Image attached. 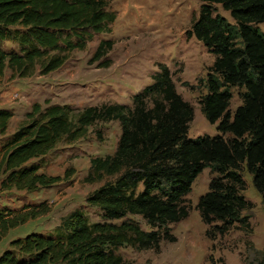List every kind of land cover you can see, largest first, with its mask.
Masks as SVG:
<instances>
[{
  "label": "trees",
  "instance_id": "16d2710c",
  "mask_svg": "<svg viewBox=\"0 0 264 264\" xmlns=\"http://www.w3.org/2000/svg\"><path fill=\"white\" fill-rule=\"evenodd\" d=\"M111 1L0 0V77L7 68L21 77L30 75L39 62L44 74L59 69L68 52L83 49L94 33L111 31L117 17L109 9ZM201 1L190 34L216 56L201 102L208 121H219V134L189 136L194 108L177 91L165 64L155 83L134 96L133 106H89L74 121L68 105L35 104L29 121L0 143V192H35L62 181L60 175L40 172L33 161L63 140L83 137L98 121L117 120L122 133L114 154L91 158L85 180L116 178L88 197L103 212L102 221L92 222L75 210L62 220L60 234L32 232L13 239L0 264H129L119 248L159 251L163 239L177 240L169 225L189 217L186 197L207 167L218 174L197 203L202 221L212 226L207 236L214 239L238 225L251 231L254 203L243 193L245 168L264 204V31L259 26L264 23V0ZM217 4L235 23L216 13ZM6 41L17 43L20 51L5 50ZM114 44L110 38L100 40L91 62L109 67L106 56ZM232 87L245 89L243 104L233 114ZM13 114L0 108L1 135L7 133ZM49 211L45 203L0 209V242L10 230ZM129 215L142 216L151 230L125 220ZM252 264H264V249L256 252Z\"/></svg>",
  "mask_w": 264,
  "mask_h": 264
},
{
  "label": "rangeland",
  "instance_id": "374dc122",
  "mask_svg": "<svg viewBox=\"0 0 264 264\" xmlns=\"http://www.w3.org/2000/svg\"><path fill=\"white\" fill-rule=\"evenodd\" d=\"M201 0H112L109 9L117 17L110 25L111 31L94 33L83 49L68 52V59L57 70L42 73L41 62L30 75L21 77L10 68L0 77V108L11 110L13 118L0 143L26 124L28 113L35 104L43 108L49 104L68 105L72 118L89 106L105 103L134 105V96L155 83V75L162 71L161 65L169 67L177 91L194 108L189 136L219 134L218 125L210 123L202 112V98L208 93L205 80L215 61V54L190 34L193 22L199 17ZM216 13L235 20L222 5H216ZM260 28L264 31V23ZM113 39L114 47L106 56L109 67H101L100 61L91 62L102 39ZM5 50L19 52L17 43L6 41ZM53 53V52H52ZM230 111L233 114L243 104L244 88L232 87ZM49 102V104H48ZM122 130L119 121H98L88 127V132L76 141L63 140L43 158L33 162L40 172L60 175L62 181L35 192H0V209H20L24 205L50 206L49 213L29 220L9 231L0 242V255L10 247V242L36 232L57 235L62 232V220L75 210H80L92 222L102 221L103 212L88 202V197L116 176H105L93 183L85 180L93 157L112 155L116 152ZM229 134L224 135L228 138ZM67 173H70L65 177ZM211 168H205L194 180L187 195L191 206L186 219L169 225L175 242L163 239L160 250H142L127 246L118 253L129 264H252L256 252L264 249V204L261 193L255 188L253 176L243 170L247 189L243 192L254 203L250 217L251 231L232 227L225 234L212 239L207 236L206 225L197 209L200 197L209 191L212 179L217 176ZM143 186L140 185L139 190ZM126 219L137 221L145 230H151L140 215ZM124 220V219H123ZM122 220H114L120 223ZM63 264V263H56Z\"/></svg>",
  "mask_w": 264,
  "mask_h": 264
}]
</instances>
